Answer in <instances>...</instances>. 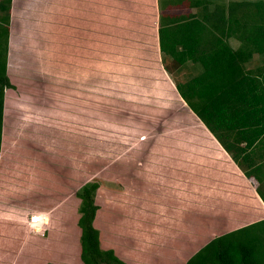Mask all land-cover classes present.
<instances>
[{"label": "crops", "instance_id": "obj_1", "mask_svg": "<svg viewBox=\"0 0 264 264\" xmlns=\"http://www.w3.org/2000/svg\"><path fill=\"white\" fill-rule=\"evenodd\" d=\"M210 8L214 10L215 4L210 5ZM163 11L161 0H13L8 60V73L12 83V73L15 66L20 68L19 74H17L20 77L26 79L35 76L34 80L42 78L51 87H56V79L60 83L65 81V78L68 79L65 74L61 73L62 70L54 72L49 65L53 61L51 57L41 53L48 50L50 46L60 44L58 40L61 37L65 43L60 44V46L70 48L100 46L99 41L105 43L109 41L105 45L110 44L109 46H113V48L104 52V59H101V61L112 62L111 69L102 70L103 76L101 78H109V84L105 80L101 83L106 85L104 87L109 89L113 84L118 85L114 94L116 93L117 99H120L119 95L121 94L117 92H121L122 83L117 81L118 78L124 80L128 90L130 88L143 89L145 79L149 80L151 77L143 73L142 70L151 71L156 75V80L153 82L154 87L157 88L156 92L164 97V103L159 108L165 110V108H172V106L176 107L178 103L173 99L179 97L181 101L183 99L176 88L173 74L167 73L169 71L164 66L163 68L161 66L164 75L156 68L159 65L156 57L161 52L159 28L160 16ZM194 11L196 9H193ZM235 43L238 44L237 41H231L232 46L237 48L239 44L235 45ZM32 48H35L36 51L31 52ZM34 52L36 53L32 54ZM72 56H67L68 62L69 60L74 62L75 58ZM72 58L74 59L72 60ZM256 60L257 58L253 59L251 65L248 66L249 69L256 68ZM31 61L36 66L39 65L38 61H41V65L44 67L39 71L41 73L36 74L38 67H31L35 73L31 71V68H28ZM143 62L153 64L155 67L152 68L150 65L149 70L143 69ZM129 63L136 64L132 66ZM187 65L191 69L190 80L203 72V67L200 64L188 63ZM196 68H199L198 73ZM136 71L142 78L140 85L134 81L138 78L135 75ZM195 72L197 73L196 76L193 74ZM180 79L177 78L176 80L180 81ZM9 90L13 89H8L7 92ZM135 93V96L139 94L137 91ZM111 94L113 95V93ZM183 102L185 103L184 100ZM143 103L141 98L136 99L132 105L134 108H139ZM5 107V113L8 114L10 112L8 100ZM26 108L25 103H18L15 110L16 114L19 113L23 120L22 127L27 130V122L33 121L35 123L38 118L34 114L26 115ZM151 108L153 111L159 109ZM189 110L196 118L195 121L190 120V125L198 136V142L194 144V152L187 153L176 150L177 146L174 150H170L166 144L164 145V137H151L155 141V145L149 141L147 123L154 124L156 127L160 126L165 119L162 118V116L164 117L162 113V116L159 114V118L157 117L158 114H152L153 119L149 118V120L145 119L144 116V118H140L138 121L142 129L136 125L137 127L128 133V137L123 138L124 142L122 140L117 141L119 143L122 141V147L118 148L117 151L111 150L113 154L110 155V165L106 166V169L109 172L112 171L113 174L109 179L115 183H129L130 178L134 177L131 185L134 193L142 194L140 190L143 191V200L140 201L138 197L134 196L139 199L138 204L141 205L140 208L142 209L143 235L157 231L162 227L161 224L163 223H158L156 220L159 213L161 215L170 213L175 223H181L179 219L182 220L184 215L193 208L194 196L200 201L197 193L204 187L207 188V198H201V200L206 199L210 201L213 207L217 206L216 210L209 212L210 216L221 218L224 221L242 223L244 219L240 218L243 216L246 206L253 204L251 205L254 208L253 215L261 218L253 220L252 223L264 220V201L258 194V188L253 184L254 177L249 179L245 175L244 171L233 160L232 155L224 149L200 118L190 108ZM28 115L29 117H27ZM8 121L9 116H6L4 122L8 123ZM98 124L103 125V122ZM104 125L106 124L104 123ZM145 125L148 129H145ZM7 132L6 130L3 131L5 137ZM28 134L25 132L22 135V141L29 140ZM142 137H145V140H142ZM109 141L112 143L113 140H106L104 143ZM115 141L116 139L113 142ZM126 143L130 144V150L123 149V145ZM7 144L6 138L0 154V244L5 247L6 242L14 241L17 251L15 255L13 254L15 257L10 255L9 260L7 259L9 253L3 251L0 255V264H38L35 260L39 256L45 259V263L42 264H60V262L71 264L70 254L68 257L56 258L54 250L48 246H51L53 240H56L58 246L62 245L64 241H70L69 236L67 241L64 238L68 229L63 230L62 224L70 218H68L70 216L68 215L69 205L74 200L76 203L80 200L75 196L72 197L70 192V185L74 184L75 179L72 178V175H68L66 181L64 178H56V183L54 182L55 184H52L47 190L43 186L45 184V170H42V173L40 170L38 175H35V172L25 173L19 160L25 155L12 151V148ZM145 146L149 150H144ZM244 146L245 143L242 144V147ZM156 151L160 152L157 153ZM178 154L180 156L183 154V159H188V161L182 159L176 167ZM172 167H174V174H170ZM155 182L159 184V189L156 190L159 193L151 195L150 192H154L151 189L152 184ZM57 183L64 185V187L59 188ZM160 183L163 184V187H160ZM163 189L164 192L166 189L176 191L170 194L172 202H174L171 203L174 206L172 211L164 210L165 204L162 209L163 212L158 211L159 207L163 206L161 201H165ZM184 191L187 197H184ZM33 192L38 193V195ZM30 193L35 196H31ZM161 194L163 195L162 198ZM214 194L217 199H210L211 195ZM7 200H10L11 203L8 204ZM33 215H40L44 218V224L38 227L36 231L30 227V220ZM56 229L60 231L56 232ZM64 250L65 248L62 247L63 252ZM31 253H33V257L30 259ZM72 261L77 264L75 260L72 259Z\"/></svg>", "mask_w": 264, "mask_h": 264}, {"label": "rangeland", "instance_id": "obj_2", "mask_svg": "<svg viewBox=\"0 0 264 264\" xmlns=\"http://www.w3.org/2000/svg\"><path fill=\"white\" fill-rule=\"evenodd\" d=\"M213 1L215 5L221 3V0ZM171 2L172 9L168 11L171 15L184 16L196 12H193V9L190 7V0H161L162 8L164 10L168 9ZM58 43H65L63 37L58 40ZM99 43L100 46L91 45L92 47L80 46L72 48L56 44V46H50L48 50L41 52L53 60L49 65L54 72L62 70L61 73L68 77V79L65 78V81L63 80L61 83L56 79V87L49 86L42 78L34 80L35 76H30L26 79L22 76L20 77V75H17L20 68L15 66L14 72L12 71L15 88L8 92L6 90L5 105L8 100V110L11 115L5 113L4 116V119L6 116H9V121L8 123L4 122L3 128V131H8V134L5 137L3 133L0 154L4 147V140L7 138V145L12 148V151L25 155L19 159L21 168L25 173L30 174L31 172H35V175H38L40 170L41 173L42 170H45V184L43 186L47 190L52 184L56 183V178H64V181H66L68 175H72L73 177H71L75 179L74 184L70 185V192L72 193V197L75 196L80 200L77 203L75 200L72 201L68 207L70 209L68 210V215H70L68 218H70L66 219L64 224H62L64 226L63 230L68 229L67 231L65 230L67 235L64 238L67 241V237L69 236L68 239L70 241H64L59 246L56 240L51 242V246L49 245L48 247L54 250L55 257H68L70 254L71 264H75L72 259L77 264H84L81 259L82 230L79 226L82 215V200L78 194L88 183H98L100 185L96 196L100 209L97 212L95 227L101 233L102 248L115 250L116 254L127 264H186L213 239L237 228L249 225L253 220L260 219L261 217L253 215L254 208L251 206L253 204L246 206L245 212L240 218L244 219L242 223L239 221H224L221 218L210 216L209 212L216 210L217 206L213 207L210 201L206 199L201 200V198H207V188L204 187L203 190L197 193L200 201L194 196L193 208L184 215L182 220L179 219L181 223H175L170 213L163 215L159 213L156 220L158 223H163L161 224L162 227L157 231L148 232V234L143 235L144 222L142 209L140 208L141 205L139 206L138 204L139 199L141 201L144 198L143 191L140 190L142 194H138L139 192L137 194L134 193L133 186H131L134 177H129V183H115L109 179L113 174L112 171L109 172L106 169V166L110 165V155L113 154L111 150L117 151L118 148H121L122 141H125L123 138H127L128 133L137 127L136 125L139 126V129H142L138 121L140 118L153 119L152 114H158L157 117L159 118V114L161 115L162 113L164 117L161 116L165 119L160 126L156 127L154 124L147 123L149 130L145 125V129H148L147 132H149V141L155 145V141L151 137H164V145L166 144L170 150H174L175 146H177L176 150H182L187 153L194 152V144L198 142V136L196 131L191 127L190 120L195 121L196 118L190 112L189 107L181 103L180 97L173 99L177 101L178 106L165 108V110L159 108L164 103V97L159 92H156L157 88L154 87L153 82L156 80L155 73L147 70L142 71L151 78L149 80L145 79L143 89L130 88L128 90L126 89L128 87L124 80L118 78L117 81L122 84L120 86L121 92H117L121 94L119 95L120 99H117V94H114V92L118 85L113 84L108 89L104 87L106 85L101 84L104 80L109 84V78L101 77L103 76L102 70L111 69L112 62L101 61V59H104V52L110 51L113 46H109L110 44L105 45L109 41L106 43L99 41ZM235 45L238 44L235 43ZM32 51H36L35 48H32ZM67 56L74 57L75 59L72 58L74 62H70V60L68 62ZM255 58H258V56ZM156 59L159 63L156 68L161 71L160 73L164 75L162 68L163 66L166 67V70L169 71L167 73L173 74L174 80L181 78L180 82L182 83L183 91L190 95V89L188 86H185L187 85L186 82L191 79L190 67L188 65L180 67L172 58H168L167 62H165L164 54H161V52L158 53ZM80 62L81 64L79 65ZM38 64L36 66L31 61L28 68L38 67L36 74L41 73L39 71L44 67L41 65V61H38ZM135 64L129 63L132 66ZM150 65L152 68L153 66L155 67L153 64L142 63L143 69L149 70ZM32 68L31 71L35 73V70ZM127 69L124 70L128 71ZM195 70L197 71L199 68ZM197 73H193L195 74L194 76ZM135 75L138 78L134 79V81H137L139 85L142 84V78L137 71ZM99 87L102 88L98 89ZM53 90L54 92H52ZM136 91L139 94L135 96ZM142 94H144L143 97ZM141 98L144 101L143 105L139 108H134L132 105L134 101ZM18 103L26 104V115L34 114L38 118L35 123L33 121L27 122V130L25 127H22L23 120L20 118V114H16L15 109ZM151 107L159 109L153 111ZM99 122H103V125L98 124ZM214 127L220 131L219 127ZM25 132L30 134V136L28 134L30 138L24 142L22 141V135ZM111 139L113 141L116 139V141L104 143L106 140ZM120 140H122L121 143L117 142ZM13 145L14 147H12ZM123 147L125 150L131 149L130 144L127 143ZM144 150H149V148L145 146ZM182 159L183 154L181 156L178 154L176 167ZM183 161H188V159H183ZM260 163L261 165H259L257 171H254L253 184L259 189L264 198V159ZM69 172H72V174ZM170 174H174V167H172ZM57 186L59 188L64 187L60 183H57ZM168 186L171 187L170 184ZM160 187H163V184L160 183ZM151 189L154 192H150V194L154 193V195H157L159 192L156 190L159 189V184L157 182L153 183ZM173 192L176 191L166 189V192H164L163 189L165 201H161L163 206L159 207V212H163L164 204V210H167V212L174 209V206L171 205L174 202H172L170 196ZM33 193H30V195L35 196ZM35 194L38 195V193ZM163 195L161 194V198ZM183 195L187 197L185 191ZM210 199L214 200L217 198L214 194L213 196L211 195ZM7 202L8 204L11 203L10 200H7ZM159 216L161 217L159 218ZM261 228H264V224ZM55 231L58 232L60 230L56 229ZM259 231L264 232V230ZM262 237L264 238V233ZM13 244L14 241L6 242L5 247L0 244V255H2L3 251L9 253L7 256L8 260L11 254L15 255L17 248L16 244ZM62 247L65 248L64 252L62 251ZM32 257L33 253L29 255L30 259ZM35 261L38 264L45 263V259L42 256H39ZM60 264L64 263L60 262Z\"/></svg>", "mask_w": 264, "mask_h": 264}, {"label": "trees", "instance_id": "obj_3", "mask_svg": "<svg viewBox=\"0 0 264 264\" xmlns=\"http://www.w3.org/2000/svg\"><path fill=\"white\" fill-rule=\"evenodd\" d=\"M12 2L0 1V152L6 90L15 88L8 73ZM171 4L160 16L165 62L172 58L180 67L188 63L203 67L200 75L186 82L190 95L177 80L176 88L251 179L264 159V0H221L214 10L210 8L213 0H190L196 12L184 16L171 15ZM232 40L238 42L237 48ZM257 56L256 68L249 69ZM99 188L98 183H88L78 194L81 259L84 264H127L115 250L102 248L101 233L95 227ZM258 194L262 197L259 189ZM263 224L261 220L213 239L186 264H264V232L259 231L264 230Z\"/></svg>", "mask_w": 264, "mask_h": 264}, {"label": "built area", "instance_id": "obj_4", "mask_svg": "<svg viewBox=\"0 0 264 264\" xmlns=\"http://www.w3.org/2000/svg\"><path fill=\"white\" fill-rule=\"evenodd\" d=\"M32 230H37L38 227L44 224V218L40 215H33L31 216L30 220Z\"/></svg>", "mask_w": 264, "mask_h": 264}]
</instances>
